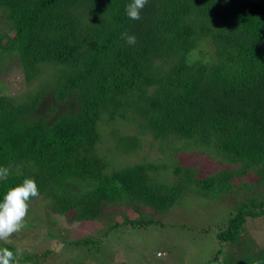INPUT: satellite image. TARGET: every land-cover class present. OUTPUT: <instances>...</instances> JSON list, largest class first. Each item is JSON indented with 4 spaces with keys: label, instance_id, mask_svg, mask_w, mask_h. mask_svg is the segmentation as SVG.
Segmentation results:
<instances>
[{
    "label": "trees",
    "instance_id": "1",
    "mask_svg": "<svg viewBox=\"0 0 264 264\" xmlns=\"http://www.w3.org/2000/svg\"><path fill=\"white\" fill-rule=\"evenodd\" d=\"M130 2L0 0V200L33 178L53 213L81 221L107 204L160 212L231 193L214 259L264 264V244L242 240L247 219L264 220V0H149L138 21ZM108 137L138 161L116 168ZM185 147L212 171L182 164Z\"/></svg>",
    "mask_w": 264,
    "mask_h": 264
},
{
    "label": "rangeland",
    "instance_id": "2",
    "mask_svg": "<svg viewBox=\"0 0 264 264\" xmlns=\"http://www.w3.org/2000/svg\"><path fill=\"white\" fill-rule=\"evenodd\" d=\"M15 61L10 60L9 63L15 64ZM18 72L20 70L16 69V77ZM7 82L10 83L9 94H15L17 82L11 75ZM112 127L117 126L112 124ZM133 130L127 131L122 127V131L129 135L133 134ZM114 131L115 138L119 131ZM108 138L110 140L105 144L114 147L110 155L118 161L116 168L138 161L140 155L135 157L137 151L126 150L128 142L119 144L117 140ZM188 150L185 147V152L178 155L182 158V164L199 167L207 162L206 170L212 171L204 156ZM150 155L148 158L152 159ZM211 162L216 164V160L212 159ZM161 172V176L168 175L161 177L162 180L167 178L170 183L175 180L165 170ZM245 180L255 185L257 176L250 172ZM75 187L79 188L78 185ZM185 193L194 192L189 190ZM232 195H181L177 204L160 212L142 205L129 208L128 204L124 210H120L114 204H107L101 215L81 221L73 219L71 212L53 213L40 195L30 202L26 228L13 236L9 244L20 250H33L32 261L29 262L20 261L22 254L18 252V264H217L215 250L226 243L215 236L216 230L226 224L235 209ZM111 210H114V214ZM245 228L242 240L252 238L256 239L258 245L264 244L263 219H247ZM85 239H90L86 245L83 244ZM2 244L4 242L0 241V246Z\"/></svg>",
    "mask_w": 264,
    "mask_h": 264
},
{
    "label": "clouds",
    "instance_id": "3",
    "mask_svg": "<svg viewBox=\"0 0 264 264\" xmlns=\"http://www.w3.org/2000/svg\"><path fill=\"white\" fill-rule=\"evenodd\" d=\"M148 2L149 0H131L125 8L126 16L130 20H140L141 11ZM121 39L129 46L137 43L136 36L126 31L121 33ZM8 175L9 169L0 167V180H6ZM39 196V187L33 178H25L22 183L5 192L0 200V241L11 243V238L26 228L30 202ZM18 252L22 254V250L18 249ZM0 264H18L16 254L7 247H0Z\"/></svg>",
    "mask_w": 264,
    "mask_h": 264
}]
</instances>
